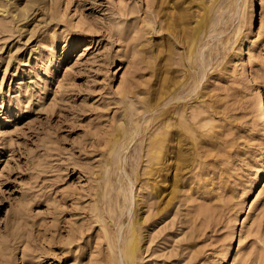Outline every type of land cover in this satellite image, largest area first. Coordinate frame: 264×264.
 <instances>
[{
  "label": "rangeland",
  "instance_id": "1",
  "mask_svg": "<svg viewBox=\"0 0 264 264\" xmlns=\"http://www.w3.org/2000/svg\"><path fill=\"white\" fill-rule=\"evenodd\" d=\"M154 1L0 0V264H264V0Z\"/></svg>",
  "mask_w": 264,
  "mask_h": 264
},
{
  "label": "bare ground",
  "instance_id": "2",
  "mask_svg": "<svg viewBox=\"0 0 264 264\" xmlns=\"http://www.w3.org/2000/svg\"><path fill=\"white\" fill-rule=\"evenodd\" d=\"M154 3L156 4L155 7L158 6L159 13H162L163 12V9L168 4V1L167 0H155ZM178 12H179V14L177 15V17H175V23H176V25H187V24H191L192 18H193V11H190V8L189 7H186V6H184L181 3L178 6ZM198 18H200V20H198V23H197L196 27L194 29L191 28V30H193V31H191L192 34H197V33H199L201 31L200 28L205 23V20L207 18V15H206V13H205V15H202V17H200V15H198ZM261 115H262L261 116V119L264 120V111L261 113ZM165 131H164L165 133H162L161 135H158L156 138H154L155 140L153 139L154 142H153V146H152V148L154 149V154L157 155L159 158H162V159H164V157H166L165 156L166 152L170 151L169 149H171V148H173L175 146L174 145V142H173L174 139H175V137L176 136H178V137L180 136L179 135V132L176 133L175 130H174V132L173 131H168L167 132V130H165ZM167 165H168V163H167ZM169 165H170V163H169ZM165 168H166V166H165ZM165 168H163L164 171H165ZM137 242L138 241L135 238L129 244V246L127 248V255L130 256V258H133L134 259V255H135V253L138 250V243Z\"/></svg>",
  "mask_w": 264,
  "mask_h": 264
}]
</instances>
